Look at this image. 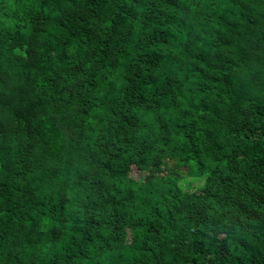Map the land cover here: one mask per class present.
I'll list each match as a JSON object with an SVG mask.
<instances>
[{
	"label": "trees",
	"instance_id": "obj_1",
	"mask_svg": "<svg viewBox=\"0 0 264 264\" xmlns=\"http://www.w3.org/2000/svg\"><path fill=\"white\" fill-rule=\"evenodd\" d=\"M0 264H264V0H0Z\"/></svg>",
	"mask_w": 264,
	"mask_h": 264
},
{
	"label": "rangeland",
	"instance_id": "obj_2",
	"mask_svg": "<svg viewBox=\"0 0 264 264\" xmlns=\"http://www.w3.org/2000/svg\"><path fill=\"white\" fill-rule=\"evenodd\" d=\"M238 186V182L237 181H223L221 183H219V185L217 186L216 191L220 192V191H224V192H229L232 193L236 190V187Z\"/></svg>",
	"mask_w": 264,
	"mask_h": 264
}]
</instances>
